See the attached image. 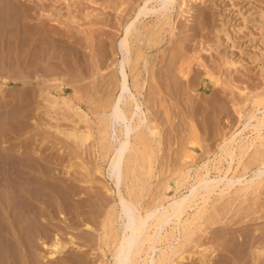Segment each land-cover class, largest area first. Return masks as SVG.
I'll list each match as a JSON object with an SVG mask.
<instances>
[{"label":"rangeland","instance_id":"1","mask_svg":"<svg viewBox=\"0 0 264 264\" xmlns=\"http://www.w3.org/2000/svg\"><path fill=\"white\" fill-rule=\"evenodd\" d=\"M5 1L2 0L0 2V15L2 13L4 14L6 11V7L2 4ZM12 1L14 3L13 5H22V7L27 10L29 7V10L23 18H21L17 10L16 14L17 16L19 15V19H17L14 14L15 10H13L12 13L14 14V16L12 15L14 17V19L12 17V20L16 21L15 25L19 26L18 21L21 19L20 26L22 25L24 28L27 26V30L29 27V32L18 34L15 31L17 27H15V25L13 26L14 21H11V27H14L15 29L9 28L11 32L5 31L7 30L6 27L9 26L7 25L9 23L4 21L0 24V36L3 35L0 37V68H2L0 71V166L3 165L6 172L11 169L10 171L12 173L10 171L9 173L13 176L26 172L23 173V177H26L28 181L30 178L32 182L34 181L33 183L31 182L32 184H29L30 181L29 183L27 182L29 184L28 189L33 190V188L37 187L34 190H38L35 191L37 192L35 196H31L32 199H21V201H19L20 203H18L19 205L16 207L17 210L15 208L18 212H15V210L13 211V214L15 213L13 217L16 216L17 218L18 216L21 219L25 217L22 222L23 224L20 225L18 219H16L15 222L16 224L17 221L19 222L16 227H18V230L20 229L23 246L25 244L23 248L20 246L22 249L18 248L19 252L22 251L20 255L25 264H51L52 262V264H57L59 263V259L61 262L62 259L65 260V263L66 261L71 262L69 264H72L73 261L74 263L77 262L76 264H101L102 261L104 262L105 260L108 264H115L111 255L113 251L111 247L113 246L114 248L112 241L109 240V246L111 245L110 247L105 246L107 247V250L105 247H100L98 244L99 241H97L98 236L101 233L102 222L106 218L105 215L108 212V207L110 209L111 206L113 207L116 205L115 209L119 210V207H117V204L119 203V192L117 186L115 185V180H110L107 177V169L109 168L108 161L111 155V150L109 149L107 140H103V142L101 141V130L103 129V126L100 123V119L102 117V112L105 111V104L113 99H117L121 94L118 86L119 82H117V80H121L117 64L123 58L119 48V43L124 36L122 26L133 14L136 4H138L136 3L134 5V2H137V0H15V2L14 0H9L8 2L12 3ZM140 1L141 0H138V2ZM182 1L183 0H175L176 4L174 5L171 16L172 19L170 18L172 23H169L172 28L167 25L165 28L161 29L162 31L158 30V32L157 29L161 28V26L159 27V24L153 25L155 22L157 23L156 18H144L140 25H138V28L143 31V37H140L141 41L137 42V40L133 39L131 40L132 45L130 44L132 46V62L135 59L134 55H136L140 49L144 50L142 51L143 56L141 57L139 66V70L141 72V83L138 88H136V86L132 83V76L130 75L128 85L133 94L137 95L139 102L143 104V111L147 112V110H149L147 114L148 120L150 121L152 127H155L156 125L155 136L160 138V148L154 152L155 158L153 157V159L155 160V164L151 175L145 174L142 170L144 169L143 166L141 165V167L138 165V167L141 168L138 169L143 172H139L137 169V176L135 177L139 178V176H142L139 178L140 181L137 180L138 182L135 183L133 181H136V178L129 179L126 177L124 179L122 175L116 181L119 185L118 187L120 188V191L124 196H126V198H131L133 203L137 199V202H135L136 204H134L137 205L138 203L139 212L141 213L149 208L148 206L152 202L153 198H157L155 197L156 195L158 196L163 192V188H165L167 183L171 186V188L166 192V196H168V194L169 196H174L176 194V181L178 180L177 178H179V171L183 172V169L186 168L184 166L191 165L189 169L191 168L195 170L207 161L212 162L213 159H220V153L216 151L217 144H219L224 137L230 136L232 131L236 128L239 120L237 112L241 111L240 109H242V111L245 110L244 112L252 110L251 108H253V105L256 106V103H259H255L254 100L257 98V100H259V98L264 95V0H188V5L185 8L181 5ZM36 2L38 4L40 2V4L38 5ZM24 4L25 7L23 6ZM179 5H181V8H178ZM131 6L133 10L130 8ZM123 8L126 9V11H129V9L132 11H129L128 13V11L125 12L124 10V12L121 13ZM124 13L127 17L130 14L129 17L126 18ZM3 14L1 16H3ZM118 17L121 21L123 20L125 22L120 23ZM44 25L47 32L43 35L40 34L41 36H35V34L38 33V29L40 27H44ZM115 27H117V29ZM32 30L35 31L33 32ZM170 30L171 32H168ZM6 32L10 33V37L8 34L6 35ZM32 33L34 34L32 35ZM11 34H13L14 37ZM11 36L13 39H11ZM148 39L152 41L148 43L146 41ZM29 44L30 48L27 46ZM135 45L136 47H134ZM133 50H136L137 52H134ZM38 51L40 54L37 53ZM7 52H9V54H7ZM149 61L150 64L148 63ZM145 65H147V67H145ZM8 70H10V72H8ZM127 70L130 74V69L127 68ZM22 74L24 78H19ZM202 80L205 81L207 87L202 88ZM163 82L164 84L162 85ZM31 91L34 95L31 94ZM47 92H49L53 98L55 97V99L60 100V104L57 107V109L59 108V113L56 112L58 110L55 109H52L54 111H49L51 109L46 107V103L42 96ZM35 93L37 96H35ZM66 97L72 101L75 107H78L82 112L89 116L92 123L90 125L92 128V135H94H91L93 138L90 139L89 137V140L87 139V141L84 140L83 143H80L79 140L75 141L72 140L74 138L67 136L69 133L75 131L76 128L77 131H84V129L87 130L91 128L90 125L88 126L86 123L84 124L83 122H79L80 116L78 114H72V112L68 111V109H65L66 107L64 103L62 104L61 99H66ZM19 99H21V101ZM106 100L107 102H104ZM5 106L8 107L5 108ZM7 109H9V111ZM54 113L56 116L54 115L53 117H49ZM65 113L68 114V116L65 115ZM18 114L20 115L18 116ZM62 115L67 116V118L70 115L75 116L73 119H71L72 116L65 119ZM10 118H12L11 121ZM76 122H78V124ZM33 128L34 131H39L40 133L34 132L32 130ZM56 129L57 131L59 130V132H57ZM47 131L49 133H47ZM57 133L62 136H59ZM52 134H54V138ZM98 134H100V138L97 137L99 136ZM247 135H251L253 137L252 133L248 132ZM96 137L99 139H96ZM60 139L64 141L62 142ZM95 140L97 142H95ZM98 140L99 143L101 141L100 145H98ZM133 140L134 139H132V142H134ZM76 142L79 144L76 145ZM13 151L14 154L12 153ZM82 151L84 152L82 153ZM105 152L107 153L105 154ZM141 152H143L142 158H145L144 156H146V154H144V149L143 151L141 150ZM6 153H8L10 157H8V154ZM84 158L85 161H83ZM225 161V159L221 161L223 166L225 165L224 167L227 166V161L226 163ZM84 162L86 163L85 165L89 169V172L85 168L86 166L84 165ZM213 163V165L217 164L215 162ZM81 164L83 165L82 167ZM47 165L50 167H47ZM95 165L99 166V169H101L100 172L95 171ZM68 166H71V168ZM35 167L40 173L36 171ZM38 167L43 168L40 170ZM90 167L92 170H90ZM42 172H45L43 173L45 176L41 179ZM91 172L94 173L92 177H90ZM95 172L99 173H96L95 175ZM3 173H5V171L1 174ZM194 174L195 173L193 171L192 176ZM47 175H49V177ZM32 176L39 178L42 181L39 179L37 180ZM75 176L76 179L73 180ZM88 176L94 179L93 182H82L84 179H90ZM52 178L56 181H67V183L72 181L73 183L71 182V184H75L74 187L76 192L74 191L73 194L68 195L66 198H64V196L62 197L60 192H56L53 196L54 198L51 197L49 200L43 196L42 199V194L39 192L42 189L40 188V182H45L47 179V183L51 181L50 179ZM37 183L40 186H37ZM262 183V186L260 185L261 187H259L257 193H255L258 196L253 194V199L251 198L247 202L245 201L246 204L244 202H242L240 206H238V204H240L239 202L234 204V207L236 208L233 207L232 210L236 209L237 212L239 207L242 212L236 213L235 210H231L232 212L229 211L231 212L230 214L225 210L224 213H228L230 215H226L227 217L224 218L219 216L220 219L222 218V222L219 217L217 218L218 221H215V217H217L215 216L212 223L211 221L209 222V227H207V223L205 224L206 227L203 224L205 229L202 228L204 230L198 231L199 233L197 234L199 236L195 234L198 239L193 236V243L189 242L191 244L188 243L189 246L186 245L187 249H183L182 256L184 259L181 264H204L201 262L202 260H200L198 252L205 247H208L209 249L205 254V259L203 258V260L206 261L207 259L208 261H206L207 263L205 264H256L257 260V264H264V257H261L262 259H255L257 258L256 253L258 249H260L257 247L258 245L251 247V241H253V239H258L260 235H264V180ZM128 184L131 188H135L137 186V190L135 188V191H131L132 193L137 191V193L130 195L129 191H127L131 189H128ZM32 185L33 187H31ZM141 187L144 189L142 190ZM124 189H126L129 194L126 193ZM138 193L142 196H138ZM58 195L65 199V206H63L62 203L61 206H59L61 197ZM55 196H58L59 198H57L59 200ZM132 196H135L134 200ZM254 196H257V204L254 202L256 200L254 199ZM69 201L71 202L69 203ZM22 202L27 203L25 205ZM36 204L38 205V208L36 207ZM242 204L245 205V208ZM247 204L250 206L248 205L247 207ZM251 206H253V208H251ZM247 208H249V210ZM193 209L194 210H189L187 212L189 214H185L186 216L184 215V220L188 219L192 215L191 213L195 211V208ZM233 212L238 215L236 216ZM224 213H222V215ZM230 217L233 218V221ZM114 224L116 229L120 228L117 222ZM226 224L228 227L231 226V229L229 228L230 230L225 229V227L228 228ZM228 224H230V226ZM49 226L52 227L49 229ZM217 226L218 228H216ZM221 226L225 227L221 228ZM168 227L169 230L168 228L166 230L170 232L173 225ZM214 229V232L217 233L216 236L213 232ZM217 229L221 230V234L217 231ZM222 229L224 231L227 230L226 232L223 231V235ZM250 231L252 233H250ZM211 232L215 237L211 235ZM0 236L1 245V238L3 236L1 232ZM251 236L253 239L250 238ZM223 237L229 238L230 242L233 241L232 243L235 246L230 242H227L229 239L225 241ZM231 237H233V240ZM207 238L209 239L207 240ZM263 238L264 237H262V239ZM55 241L57 246L55 243L53 244ZM57 241H59V243ZM263 241L264 239L261 240L262 243ZM66 242L68 244H66ZM69 242L72 244H69ZM177 243L178 242L174 243L173 246H176ZM229 243L231 246H229ZM249 243L251 244L250 246ZM62 244L63 249H59L58 245L62 248ZM161 244L158 248L160 249L161 246H165V248H161L166 250V244ZM237 244L238 246L243 244V246H239L243 249L240 250L239 247V249H236L235 247ZM52 245H55L56 247H52ZM64 245L66 246L64 247ZM173 248L172 250H174ZM53 250H58L60 253L58 251L52 252ZM158 250L153 254L155 259L158 258ZM239 250L241 252L245 250L244 254H239ZM7 251L8 250L4 251L6 253L4 254V258L0 255V260L2 258L1 261L6 258L8 260L10 257ZM236 251L239 253L237 254ZM30 252H32V254ZM168 252L170 253V251ZM51 253L56 259L50 260V256L52 255ZM235 253L239 257L242 255L240 257L241 259L238 258ZM234 255H236V259ZM177 260V256L174 258L172 257L174 264H178L176 262ZM106 261L104 262L105 264ZM172 261L171 264H173ZM141 264L144 263L141 262Z\"/></svg>","mask_w":264,"mask_h":264},{"label":"bare ground","instance_id":"2","mask_svg":"<svg viewBox=\"0 0 264 264\" xmlns=\"http://www.w3.org/2000/svg\"><path fill=\"white\" fill-rule=\"evenodd\" d=\"M2 1V0H1ZM0 1V2H1ZM5 1V0H3ZM9 0H6L3 4V6L6 7V11L4 12L3 16L0 15V24H2V22H7L9 24V26L6 27L7 30L5 31H10L11 32V21H14L13 26L16 24L15 20H12V17L14 16V14L16 15L17 19H19L20 17H18L19 15L21 16V18L25 17L26 12L28 10L26 8H23L22 5H13V1L8 2ZM23 1V0H22ZM38 1V0H37ZM136 1V0H135ZM188 0H183L181 2V5L185 8L188 5ZM15 2V0H14ZM30 2V1H29ZM127 2V1H126ZM125 2V3H126ZM132 2V1H131ZM11 3V4H10ZM26 3V2H25ZM28 3V2H27ZM33 3V2H32ZM37 3V2H36ZM138 3V4H136ZM1 4V5H2ZM5 4V5H4ZM38 4V3H37ZM40 4V2H39ZM38 4V5H39ZM43 4V3H42ZM124 4V3H123ZM127 4V3H126ZM125 4V5H126ZM131 4V3H130ZM136 4L135 10L133 11V14L131 15V17L129 18L128 21H121L118 17V19L120 20V23L125 22V24L122 26V31L124 36L122 37V39L120 40L119 43V48L122 54V60L117 64L118 65V72L119 75L121 77V80L118 81L117 78V82H119L118 86H119V90L121 91L120 96L117 99H113L112 101L108 102L105 104V111L102 112V117L100 119V123L103 126V129L101 130V141L103 142V140H107L108 141V145H109V149L111 150V155L109 158V168L107 169L108 172V178L110 180H115V185L117 186L118 189V194H119V203L117 204V207H119V210H116L115 207L116 205H114L113 207L111 206L110 209L108 207L107 209V213H106V218L104 219V221L102 222V226H101V233L98 236V240L99 241V246L100 247H105V246H109V240L112 241V243L114 244V248L113 246L111 247L112 251V259L114 261L115 264H141V262H143L144 264H171L172 261V257H176L178 258V260L176 261L178 264L183 261V249H187L186 245H188L189 242L193 243V236H195L197 238V233H199V230H204L206 227V223H207V227L209 222L213 221V218L215 216L216 219L220 216H222V218L227 217L228 215L231 214L232 211L236 209L232 210V208L234 207V204H236L237 202H239L240 204H238V206L241 205L242 202L245 203V201L247 202L249 199H251L253 197V194L257 193V190L259 189V187H261V183L264 180V95L262 97L259 98V100H254V102H259L258 104L256 103V106L253 105V108H251L252 110H248L246 112H244L245 110L242 111V109H240L241 111H238V116H239V120H238V124L236 126V128L232 131V133L230 134V136H226L224 137V139L219 142V144H217V148L216 151L218 153H220L221 158L220 159H213L212 162L211 161H207L206 163H204L202 166L200 165L198 167V169L196 168L194 169H189V166H184L186 168L183 169L182 171H179V178H177L178 180L176 181V194L174 196H166V192L170 190L171 186L168 185V183L165 185V188H163V192L160 193L158 196L156 195L155 197H157L156 199L153 198L152 202L150 203V205L148 206L149 208L145 211H143V213L139 212V207H138V203L137 205H135L137 202L135 200V204L133 203V201L131 200V198H126V196L123 195V193L120 191V188L118 187V183L116 182L118 180V178L122 175V177H124V179L126 177H128L129 179H135L137 176V169L140 168L139 166H143L144 169H142L144 171L145 174L147 175H151L152 171L154 169V164H155V160L153 159V157L155 158V151L158 150V148H160V138H157L155 136V129H156V125L155 127L151 126L150 121L148 120L147 112L143 111V104L139 102V100L137 99V95L133 94V92L131 91V89L129 88L128 85V81H129V76H132V83L133 85L136 86V88H138V86L141 83V72L139 70V66H140V60L141 57L143 56L142 51L144 50H139L138 53H136L135 59L132 62V44H131V40L135 39L137 40V42H140L141 39L140 37H143V31L141 29L138 28V25H140L141 21L144 18H150V17H154L157 20V23L153 24V25H158L159 27L161 26V28L157 29L161 30L163 28H165V26L169 25L170 18L172 16L173 13V9H174V5L175 0H141L140 2H134V5ZM12 5V6H11ZM31 5V4H30ZM45 5V4H43ZM133 5V4H132ZM181 5H179L178 8H181ZM14 6V7H13ZM25 7V4L23 5ZM42 6V5H41ZM45 7V6H44ZM129 7V6H128ZM2 8V7H1ZM132 10V6L130 7ZM31 9V8H30ZM34 9V7H33ZM36 9V8H35ZM46 9V8H45ZM121 9V8H120ZM119 9V10H120ZM13 10H15L14 14ZM16 10L19 13V15L17 16L16 14ZM126 9H122L121 13H123ZM129 9V11H132ZM119 11V12H120ZM128 11V13H129ZM203 12V11H202ZM201 13V12H200ZM30 14V13H27ZM53 14V13H52ZM125 14V13H124ZM123 14V15H124ZM13 15V16H12ZM43 15V14H42ZM51 15V14H50ZM120 15V14H119ZM126 15V14H125ZM130 15V14H129ZM128 15V17H129ZM201 15V14H200ZM31 16V15H30ZM15 17V18H16ZM126 15V18H128ZM205 17V15H204ZM31 18V17H30ZM14 19V17H13ZM16 19V20H17ZM115 19V18H114ZM117 19V17H116ZM152 19V18H151ZM172 19V18H171ZM193 21V20H192ZM205 21V20H204ZM19 26H20V22L21 19L18 21ZM24 22V21H23ZM43 22V21H42ZM119 22V21H118ZM152 22V21H151ZM143 23V22H142ZM172 23V22H171ZM174 23V22H173ZM194 23V22H193ZM23 24V23H22ZM31 24V23H30ZM38 24V23H37ZM41 24V23H40ZM195 24V23H194ZM5 25V23H4ZM46 25V24H45ZM45 25L44 27H40L38 29V33L35 34L36 35H43L45 32H47V30L45 29ZM193 25V24H192ZM2 26V25H1ZM16 26L17 29H15V31L18 34H24V32H29V27L27 30V26L24 28V26ZM37 26V25H36ZM113 26V25H112ZM171 26V25H169ZM194 26V25H193ZM4 27V26H3ZM47 27V26H46ZM144 27V26H143ZM196 27V26H195ZM10 28V29H9ZM117 29V27H115ZM145 28V27H144ZM153 28V27H151ZM169 28V27H168ZM172 28V26L170 27ZM197 28V27H196ZM2 29V28H1ZM35 29V28H34ZM49 29V28H48ZM143 29V28H142ZM150 29V28H149ZM31 30V29H30ZM50 30V29H49ZM100 30V29H99ZM4 31V30H2ZM33 31V30H32ZM35 31V30H34ZM33 31V32H34ZM51 31V30H50ZM162 31V30H161ZM160 31V32H161ZM167 31V30H165ZM15 32V33H16ZM58 32V31H57ZM92 32V31H91ZM99 32V31H98ZM96 32V33H98ZM101 32V31H100ZM118 32V31H117ZM156 32V31H155ZM159 32V31H158ZM168 32H171L168 31ZM49 33V32H48ZM53 33V32H52ZM104 33V32H103ZM157 33V32H156ZM155 33V35H156ZM163 33V32H162ZM1 34V32H0ZM8 34V36L10 37V33L6 32V35ZM14 34V33H13ZM11 34L13 37L14 35ZM34 33H32L33 35ZM50 34V33H49ZM56 34V33H55ZM95 34V33H94ZM151 34V33H150ZM153 34V33H152ZM160 34V33H158ZM40 35V36H41ZM61 35V34H60ZM67 35V34H66ZM115 35V34H114ZM154 35V36H155ZM3 36V35H1ZM0 36V37H1ZM11 36V39H13ZM177 36V35H176ZM17 37V36H15ZM26 37V36H25ZM24 37V38H25ZM33 37V36H32ZM45 37V36H43ZM49 37V36H48ZM58 37V36H57ZM158 37V35H157ZM156 37V38H157ZM23 38V39H24ZM39 38V37H38ZM47 38V37H45ZM96 38V37H95ZM107 38V37H106ZM163 38V37H162ZM28 39V37H27ZM51 39V38H49ZM101 39V38H100ZM111 39V38H110ZM152 39V38H150ZM21 40V39H20ZM38 40V39H37ZM47 40V39H46ZM119 40V39H118ZM153 40V39H152ZM151 40V41H152ZM155 40V39H154ZM161 40V39H159ZM1 41V40H0ZM7 41V40H6ZM33 41V40H32ZM43 41V40H42ZM45 41V40H44ZM50 41V40H49ZM54 41V40H53ZM97 41V40H96ZM100 41V40H98ZM109 41V40H107ZM148 43L151 42L149 39L146 40ZM144 41V42H146ZM162 41V40H161ZM10 42V41H9ZM15 42V41H13ZM28 42V41H27ZM36 42V41H35ZM169 42V41H168ZM32 43V42H31ZM37 43V42H36ZM56 43V42H55ZM143 43V42H142ZM154 43V42H153ZM152 43V44H153ZM8 44V43H7ZM39 44V43H37ZM36 44V45H37ZM41 44V43H40ZM49 44V43H48ZM47 44V46H48ZM53 44V43H52ZM59 44V43H58ZM95 44V43H94ZM109 44V43H108ZM131 44V45H130ZM137 44V43H135ZM141 44V43H140ZM151 44V45H152ZM15 45V44H14ZM24 45V44H23ZM45 45V44H44ZM55 45V44H54ZM60 45V44H59ZM96 45V44H95ZM98 45V44H97ZM154 45V44H153ZM2 46V45H1ZM7 46V45H6ZM9 46V45H8ZM20 46V44H19ZM22 46V45H21ZM28 47L30 46L27 45ZM26 46V47H27ZM34 46V45H33ZM46 46V45H45ZM53 46V45H52ZM109 46V45H108ZM112 46V45H111ZM11 47V45H10ZM37 47V46H36ZM42 47V46H41ZM40 47V48H41ZM44 47V46H43ZM58 47V45H57ZM104 47V46H103ZM136 47V45L134 46ZM144 47V46H143ZM149 47V46H148ZM21 48V47H20ZM19 48V49H20ZM23 48V47H22ZM30 48V47H29ZM28 48V49H29ZM39 48V47H38ZM54 48V47H53ZM52 48V49H53ZM100 48V47H99ZM111 48V47H110ZM145 48V47H144ZM14 49V48H13ZM33 49V48H32ZM35 49V48H34ZM104 49V48H103ZM8 50L10 51V49L8 48ZM7 50V51H8ZM12 50V49H11ZM24 50V49H23ZM94 50V49H93ZM36 51V50H34ZM33 51V52H34ZM46 51V50H45ZM79 51V50H78ZM95 51V50H94ZM134 51V50H133ZM136 51V50H135ZM134 51V52H135ZM32 52V54H33ZM68 52V51H67ZM101 52V51H100ZM133 52V54H134ZM137 52V51H136ZM6 53V52H5ZM22 53V52H21ZM30 53V52H29ZM38 54H40V52H37ZM3 54V51H2ZM7 54H9V52H7ZM25 54V53H24ZM49 54V53H48ZM57 54V53H56ZM77 54V53H76ZM54 55V54H53ZM59 55V54H58ZM26 56V55H25ZM40 56V55H39ZM46 56V55H45ZM1 57V56H0ZM11 57V56H10ZM34 58V57H33ZM64 58V57H63ZM62 58V59H63ZM151 58V57H150ZM31 59V57H30ZM59 59V58H58ZM143 59V58H142ZM19 60V59H18ZM23 60V59H21ZM154 60V59H153ZM7 61V60H6ZM20 61V60H19ZM68 61V60H67ZM45 62V61H44ZM77 62V60H76ZM11 63V62H10ZM16 63V62H15ZM31 63V62H30ZM53 63V62H52ZM63 63V62H62ZM146 63V62H145ZM150 64V61L148 62ZM147 63V64H148ZM1 64V63H0ZM54 64V63H53ZM155 64V63H154ZM162 64V63H161ZM57 65V64H56ZM163 65V64H162ZM39 66V65H38ZM142 66V65H141ZM145 67H147V65H145ZM152 67V66H151ZM127 68L130 69V74L127 72ZM144 68V67H143ZM156 68V66H155ZM158 68V66H157ZM2 68H0L1 71ZM16 69V67H15ZM40 69V68H39ZM58 69V67H57ZM56 69V70H57ZM60 70V69H59ZM150 70V69H149ZM26 71V70H23ZM28 71V70H27ZM32 71V70H31ZM36 71V70H35ZM42 71V70H41ZM55 71V70H54ZM8 72H10V70H8ZM7 72V73H8ZM151 72V71H150ZM157 72V71H156ZM3 73V72H2ZM26 73V72H25ZM29 73V72H28ZM31 73V72H30ZM34 73V72H33ZM115 73V72H114ZM4 74V73H3ZM71 74V73H70ZM151 74V73H149ZM153 74V73H152ZM17 75V74H15ZM21 75V74H20ZM159 75V74H157ZM7 76V75H6ZM30 76V75H29ZM41 76V74H40ZM57 76V75H56ZM153 76V75H152ZM13 77V76H12ZM24 78L23 74L22 76H20L19 78ZM33 77V76H32ZM52 78V77H51ZM152 78V77H151ZM160 78V77H159ZM158 78V80H159ZM8 79V78H7ZM35 79V78H33ZM40 79V78H39ZM120 79V78H119ZM162 79V78H161ZM18 80V79H17ZM44 80V79H42ZM48 80V79H47ZM21 81V80H20ZM24 82V81H23ZM41 82V81H40ZM162 82V81H161ZM44 83V81H43ZM45 84V83H44ZM47 84V83H46ZM117 84V83H116ZM164 84V82L162 83V85ZM49 85V83H48ZM158 85V84H157ZM161 85V84H160ZM161 85V86H162ZM117 86V85H116ZM207 87V84L205 83V81L202 80V88ZM1 88V87H0ZM133 88V87H132ZM135 88V90H136ZM3 90V89H2ZM6 90V89H5ZM57 90V89H56ZM133 90V89H132ZM163 90V87H162ZM9 91V89H8ZM42 91V90H41ZM44 91V90H43ZM161 91V90H160ZM137 92V91H136ZM29 94V93H28ZM32 94V91H31ZM36 94V93H35ZM40 94V93H39ZM43 94V93H42ZM41 94V95H42ZM137 94V93H136ZM158 94V93H157ZM161 94V93H160ZM8 95V94H7ZM16 95V94H15ZM30 95V94H29ZM34 95V93L32 94ZM40 95V97H41ZM141 95V94H140ZM25 96V95H24ZM37 96V94L35 95ZM139 96V95H138ZM158 96V95H157ZM31 97V96H30ZM43 100L46 103V107L48 109H51L49 111H54L52 109L58 110L57 107L60 104V100L55 99V97L53 98L49 92L44 93L43 94ZM140 97V96H139ZM3 98V97H2ZM32 99V98H31ZM21 101V99H19ZM62 104L64 103L65 105V109H68V111L72 112V114H78L80 116V120L79 122H83L84 124L86 123V125L88 124V126L91 123V120L89 118V116L82 112L78 107H75V105H73L72 101L69 100V98L67 99H61ZM100 100V99H98ZM38 101V100H37ZM36 101V102H37ZM7 102V101H6ZM19 102V101H17ZM23 102V100H22ZM35 102V101H33ZM99 102V101H98ZM96 102V103H98ZM104 102H107L104 101ZM103 102V103H104ZM252 102V101H251ZM9 103V102H8ZM94 103V102H93ZM4 104V103H3ZM25 104V103H24ZM33 104V103H32ZM99 104V103H98ZM253 104V103H251ZM9 105V104H8ZM11 105V104H10ZM36 105V104H35ZM260 105V106H259ZM12 106V105H11ZM30 106V105H29ZM63 106V105H62ZM61 106V107H62ZM91 106V105H90ZM8 107V106H7ZM5 106V108H7ZM17 107V106H16ZM34 107V106H33ZM3 109V108H2ZM34 109V108H33ZM6 110V109H5ZM9 111V109H7ZM18 110V109H17ZM46 110V109H45ZM90 110V109H89ZM21 111V110H19ZM33 111V110H32ZM64 111V110H63ZM67 111V110H66ZM25 112V111H23ZM56 112H60L59 110ZM62 112V110H61ZM3 113V112H2ZM15 113V112H14ZM19 113V112H18ZM7 114V113H6ZM71 114V113H70ZM5 115V114H4ZM13 115V114H12ZM15 115V114H14ZM20 114H18L19 116ZM23 115V114H21ZM52 115V114H51ZM56 116V114L54 113L52 116L49 117H53ZM61 115V114H59ZM65 115L68 116V114L65 113ZM7 116V115H6ZM64 115H62L63 117ZM67 116H64L65 119L70 118L72 115H70L68 118ZM75 116V115H74ZM71 117V119H73V117ZM78 116V117H79ZM3 117V116H2ZM34 117V116H33ZM63 117V118H64ZM21 118V117H20ZM12 118H10L11 121ZM19 119V118H18ZM4 120V119H3ZM55 120V119H54ZM59 120V119H58ZM2 121V120H1ZM16 121V120H13ZM78 121V120H77ZM72 122V121H71ZM5 123V122H4ZM8 123V122H7ZM12 123V122H11ZM14 123V122H13ZM78 124V122H76ZM3 124V123H1ZM98 124V123H97ZM7 125V124H6ZM10 125V124H9ZM40 125V124H39ZM47 126V124H46ZM58 126V125H57ZM75 126V124H74ZM9 127V126H8ZM52 127V126H51ZM37 128V126H36ZM89 128V127H87ZM91 128V125H90ZM18 129V128H17ZM58 129V128H57ZM56 129V131H57ZM60 129V128H59ZM75 129V128H74ZM25 130V129H24ZM34 131V128L32 129ZM42 130V129H40ZM51 130V129H50ZM54 130V129H53ZM70 130V129H69ZM73 130V128H72ZM79 130V129H78ZM83 130V129H82ZM90 130V131H89ZM5 131V130H4ZM45 131V130H44ZM43 131V132H44ZM61 131V129H60ZM80 131V130H79ZM77 131V128L75 129V131L69 133L67 136H70L71 138H74L72 140H79L80 143L84 142V140L87 141V139L89 140L93 138L92 136V128L91 129H87L84 131ZM98 131V130H97ZM32 132V131H31ZM36 132V131H34ZM39 132V131H37ZM36 132V133H37ZM54 132V131H53ZM51 132V133H53ZM59 132V130L57 131ZM65 132V131H62ZM100 132V131H98ZM97 132V133H98ZM252 133L253 137L250 135L248 136L247 134ZM7 133V132H6ZM9 133V132H8ZM14 133V132H12ZM11 133V134H12ZM33 133V132H32ZM40 133V132H39ZM46 133V132H45ZM47 133H49L47 131ZM56 133V132H55ZM17 134V133H16ZM35 134V133H33ZM58 134V133H57ZM63 134V133H62ZM4 135V133H3ZM45 135V134H44ZM53 138H54V134ZM59 135V134H58ZM61 135V134H60ZM59 135V136H60ZM92 135V136H91ZM100 138V134H98ZM6 137V135H4ZM3 136V137H4ZM31 136V135H30ZM62 136V135H61ZM2 137V136H1ZM9 137V136H8ZM7 137V138H8ZM34 137V136H33ZM96 139H99L97 138ZM133 137V138H132ZM15 138V137H14ZM17 138V137H16ZM20 138V137H19ZM52 138V137H51ZM70 138V139H71ZM6 139V138H5ZM11 139V138H10ZM30 139V137H29ZM66 139V137H65ZM69 139V137H68ZM132 139H134L132 142ZM61 140V139H60ZM11 141V140H10ZM13 141V140H12ZM24 141V140H23ZM62 141V140H61ZM64 141V140H63ZM62 141V142H63ZM100 141V143H101ZM73 142V141H72ZM94 142V141H93ZM95 142H97L95 140ZM9 143V142H8ZM7 143V144H8ZM25 143V142H24ZM78 145L79 143L76 142ZM99 143V140H98ZM97 143V144H98ZM100 143L98 145H100ZM75 144V142H74ZM15 145V144H14ZM84 145V144H83ZM82 145V147H83ZM107 145V146H108ZM8 146V145H7ZM17 146V145H16ZM59 146V145H58ZM75 146V145H74ZM73 146V147H74ZM81 146V145H80ZM64 147V146H62ZM67 147V146H66ZM69 147V146H68ZM99 147V146H98ZM1 148V147H0ZM10 148V145H9ZM7 148V149H9ZM65 148V147H64ZM107 148V147H106ZM142 148V149H141ZM14 149V148H13ZM62 149V148H61ZM80 149V148H79ZM84 149V148H83ZM108 149V150H109ZM144 149V154H146V156H144L145 158H142L143 156V152H141V150L143 151ZM3 150V149H2ZM6 150V148H5ZM4 150V151H5ZM10 150V149H9ZM77 150V149H75ZM74 150V151H75ZM99 150V149H98ZM16 151V150H15ZM61 151V150H60ZM9 152V151H8ZM26 152V151H25ZM78 152V151H77ZM76 152V153H77ZM84 151H82L83 153ZM109 152V151H107ZM105 152V154L107 153ZM5 153V152H4ZM14 154V151L12 152ZM11 153V154H12ZM19 153V152H18ZM28 153V152H27ZM81 153V154H82ZM153 153V154H152ZM8 154V153H6ZM23 154V152H22ZM71 154V153H70ZM86 154V153H85ZM5 155V154H3ZM25 155V154H24ZM74 155V154H72ZM154 155V156H153ZM6 156V155H5ZM19 156V155H18ZM29 156V155H28ZM64 156V155H63ZM105 156V155H104ZM108 156V154H107ZM106 156V158H107ZM8 157H10V155L8 154ZM20 157V156H19ZM18 157V158H19ZM22 157V156H21ZM65 157V156H64ZM15 158V157H14ZM75 158V157H74ZM81 158V157H80ZM104 158V157H103ZM102 158V159H103ZM225 159L227 161H225V163L227 164L226 167L223 166L222 164V160ZM42 160V159H41ZM62 160V158H61ZM82 160V159H81ZM108 160V159H107ZM20 161V159H19ZM38 161V160H37ZM85 161V158L84 160ZM34 162V161H33ZM40 162V161H39ZM217 163L215 165H213L214 163ZM4 163V162H1ZM19 164V163H17ZM24 164V162H23ZM37 164V163H36ZM41 164V162H40ZM83 164V163H82ZM81 164V167L83 166ZM86 163L84 162V165ZM131 164V165H130ZM27 165V164H26ZM29 165V163H28ZM35 165V164H34ZM70 165V164H69ZM90 165V164H89ZM130 165V166H128ZM14 166V165H13ZM30 166V165H29ZM32 166V165H31ZM46 166V165H45ZM49 165H47L48 167ZM52 166V164H51ZM86 166V165H85ZM94 166V165H93ZM95 171H99L101 169H99L98 165H95ZM141 166V167H142ZM182 166V165H181ZM24 167V166H23ZM50 167V166H49ZM69 167V166H68ZM92 167V166H91ZM90 167V170H92ZM129 167V168H128ZM179 167V166H178ZM12 168V167H11ZM21 168V166H20ZM40 170H42L43 167H38ZM71 168V166L69 167ZM77 168V167H76ZM87 169V171L89 170L87 168V166L85 167ZM94 168V167H92ZM135 168V169H134ZM7 169V168H6ZM10 169V168H8ZM36 169V167H35ZM38 169V170H39ZM45 169V168H44ZM81 169V168H80ZM84 169V168H83ZM85 169V170H86ZM126 171H125V170ZM141 169V168H140ZM11 170V169H10ZM9 170V171H10ZM39 170V171H40ZM48 170V169H46ZM94 170V169H93ZM139 170V169H138ZM3 171H5V173L1 174ZM9 171L6 172V170H4L3 165L0 166V232L3 234L2 238H1V245H0V255L1 257H5L4 254H6L4 251L8 250V254L10 255L9 259H3L1 258V262L0 264H25L22 260V257L20 255L19 249L21 248L20 246H22V248L25 246H23L22 244V237L20 234V229L18 230V226L17 224L20 222V225L23 224V219H25V217L23 219L19 218L17 216L13 215V211L15 210V208L17 207V205H19L18 203H20L19 201L22 200H28V199H32L33 196H35V194L38 191L37 189L34 190L35 188H33V190L28 189L29 184H32L33 182L31 181L30 178V183L28 181V179H26V177H23V173L17 174V175H12L9 173ZM25 171V170H24ZM37 171V169H36ZM34 171V172H36ZM45 171V170H44ZM86 171V173H87ZM141 170H139L140 172ZM141 171V172H143ZM194 171V175L192 176V173ZM213 171V172H212ZM11 172V171H10ZM17 172V171H16ZM38 172V171H37ZM36 172V173H37ZM51 172V171H49ZM89 172V171H88ZM99 172H95L99 173ZM102 172V171H101ZM178 172V171H177ZM7 173V174H6ZM12 173V172H11ZM33 173V174H36ZM40 173V172H38ZM42 172L41 173V179L45 176ZM67 173V172H66ZM16 174V173H15ZM28 174V172H27ZM47 174V173H46ZM49 174V173H48ZM69 174V172H68ZM71 174V173H70ZM215 174V175H213ZM67 175V174H65ZM73 175V174H71ZM88 175V173H87ZM92 175H94V173H90V177H92ZM99 175V174H98ZM142 175V174H140ZM36 176V175H34ZM49 177V175H47ZM145 176V175H144ZM172 176V175H171ZM28 177V175H27ZM33 177V176H32ZM40 177V176H39ZM88 176V178H90ZM97 177V176H95ZM142 177V176H141ZM139 176V178H141ZM147 177V176H146ZM193 177V178H192ZM35 179H39L36 177H33ZM68 178V176H67ZM72 178V177H71ZM86 178V177H85ZM127 178V179H128ZM138 178V177H137ZM136 178V181L133 182H138L137 180L140 181V179ZM39 179V180H41ZM45 179V178H44ZM76 179V176L73 178V180ZM83 179V178H82ZM34 180V179H33ZM36 180V181H37ZM51 181L47 182V179L45 182H40V185L37 183L36 185L40 186L41 194H42V199L43 196L47 199H51V197H53L56 192H60V194L62 195V197L64 196V198H66L68 195H71L74 193L75 191V187L73 184H71V182L67 183V181H62V180H58L56 181L54 178L50 179ZM72 180V179H70ZM93 178L90 179H84L82 182L85 183H92L93 182ZM42 181V180H41ZM130 181V180H129ZM29 184H28V183ZM32 182V183H31ZM39 182V181H37ZM81 182V181H79ZM101 182V181H100ZM142 182V181H141ZM168 182V181H167ZM56 183V184H54ZM73 183V182H72ZM130 184V183H129ZM129 184L127 187H129ZM263 184V183H262ZM35 185V184H34ZM35 185V186H36ZM86 185V184H85ZM127 185V184H126ZM132 185V183H131ZM142 185V184H141ZM145 185V184H143ZM164 185V184H163ZM261 185V186H260ZM82 186V185H81ZM33 187V185L31 186ZM90 187V185H89ZM105 187V185H104ZM107 187V186H106ZM125 187V188H127ZM137 187V186H136ZM135 187V188H136ZM39 188V187H38ZM87 188V187H86ZM131 187H129L128 189H130ZM134 187L131 188L129 191L130 195L137 193V191L135 193H132L133 191H135ZM140 188V187H139ZM138 188V189H139ZM142 188V187H141ZM111 189V188H110ZM144 188H142L143 190ZM109 190V189H108ZM112 190V189H111ZM126 191V189H124ZM137 190V188H136ZM175 190V189H174ZM107 191V190H106ZM124 191V193H125ZM126 191V193H128ZM132 191V192H131ZM141 191V190H140ZM139 191V192H140ZM162 191V190H161ZM76 192V191H75ZM79 192V191H78ZM111 192V191H110ZM109 192V193H110ZM128 193V194H129ZM141 193V192H140ZM157 193V192H156ZM58 194V193H57ZM139 194V193H138ZM52 195V196H51ZM137 195V194H136ZM141 194H139L138 196H140ZM257 195V194H255ZM32 196V197H31ZM39 196V195H38ZM59 197H61L60 195H58ZM57 196V197H58ZM142 196V195H141ZM258 196V195H257ZM257 196H254V199L257 198ZM40 197V198H41ZM56 197V196H55ZM56 197V198H57ZM58 197V198H59ZM61 197V200L59 201L58 205L61 206V203L63 206H65L66 202L64 201L65 199ZM75 197V196H74ZM128 197V196H127ZM131 197V196H129ZM135 197V196H134ZM133 196V200L135 199ZM36 198V197H35ZM54 198V197H53ZM55 198V201H56ZM57 198V199H58ZM70 198V197H69ZM72 198V197H71ZM142 198V197H141ZM144 198V197H143ZM63 199V200H62ZM68 199V198H67ZM253 199V198H252ZM59 200V199H58ZM57 200V201H58ZM72 200V199H71ZM140 200V199H139ZM254 201V200H253ZM256 201H258L257 199L254 201L256 203ZM29 202V201H28ZM42 202V201H41ZM65 202V203H64ZM71 201H69L70 203ZM253 202V203H254ZM24 203V202H22ZM21 203V204H22ZM27 203V202H26ZM26 203H24L26 205ZM48 203V202H46ZM243 203V204H244ZM250 203V202H249ZM254 203V204H255ZM34 204V203H33ZM40 204V203H37ZM36 204V207L38 208V205ZM242 204V205H243ZM246 204V203H245ZM252 204V202H251ZM257 204V203H256ZM24 205V206H25ZM48 205V204H47ZM50 205V204H49ZM53 205V204H52ZM201 205V206H200ZM249 204H247L246 206L248 207ZM30 206V205H29ZM44 206V205H42ZM57 206V205H56ZM141 206V205H140ZM146 206V208H147ZM236 206V205H235ZM245 208V205H243ZM250 206V205H249ZM254 206V205H253ZM253 206H251V208H253ZM21 207V206H20ZM26 207V206H25ZM31 207V206H30ZM46 207V206H45ZM50 207V206H49ZM142 207V206H141ZM47 208V207H46ZM56 208V207H55ZM60 208V207H59ZM66 208V207H65ZM76 208V207H75ZM193 208H195V211L193 213H191L192 215L189 217L188 215V219H183L184 215L189 214L187 213L189 210H194ZM236 208V207H234ZM243 209V207H241ZM25 209V208H24ZM32 209V207H31ZM63 209V208H62ZM145 209V208H144ZM249 210V208H247ZM246 209V210H247ZM17 210V208H16ZM15 212H18L16 211ZM20 210V209H19ZM22 210V208H21ZM27 210V209H26ZM42 210V209H41ZM47 210V209H46ZM227 211L228 213H224V211ZM232 210V211H231ZM239 210V212H238ZM236 213H240L242 212V210L240 211L239 207ZM245 210V209H243ZM38 211V210H37ZM231 211V212H229ZM51 212V211H50ZM67 212V211H66ZM103 212V211H102ZM23 213V211H22ZM40 213V212H39ZM42 213V212H41ZM45 213V212H43ZM222 213H224L223 216ZM234 213V212H233ZM232 213V214H233ZM20 214V213H18ZM104 214V212H103ZM102 214V215H103ZM235 214V213H234ZM21 215V214H20ZM19 215V216H20ZM24 215V214H23ZM42 215V214H41ZM185 215V216H186ZM227 215V216H226ZM236 216L238 214H235ZM234 215V216H235ZM27 216V215H26ZM23 217V216H21ZM219 217V219H220ZM185 218V217H184ZM222 218L220 219V221L222 222ZM233 221V218L230 217ZM16 219H18L17 224ZM103 219V218H102ZM101 219V221H102ZM215 221H218V219ZM184 220V221H183ZM25 221V220H24ZM30 221V220H29ZM33 221V220H32ZM219 221V224H220ZM225 221V220H224ZM27 222V221H26ZM115 222L118 223L119 225V229H116L115 226ZM40 223V222H39ZM218 223V222H217ZM227 223V222H226ZM230 223V221H229ZM42 224V223H41ZM40 224V225H41ZM205 227H204V225ZM225 224V223H224ZM173 225V227H171L170 232H168L166 229ZM213 225V224H212ZM230 226V224H228ZM31 226V225H30ZM89 226V225H87ZM86 226V227H87ZM220 226V225H219ZM227 226V224H226ZM233 226V224H232ZM24 227V226H23ZM29 227V226H28ZM37 227V226H36ZM48 227V225H47ZM52 226H49V229ZM73 227V226H72ZM223 226H221L222 228ZM225 227V226H224ZM223 227V228H224ZM228 227V226H227ZM33 228V227H32ZM41 228V227H40ZM46 228V227H45ZM61 228V227H60ZM88 228V227H87ZM91 228V227H90ZM204 228V229H202ZM211 228V227H210ZM215 228V227H213ZM212 228V229H213ZM218 228V226L216 227ZM231 229V226L225 229ZM24 229V228H23ZM220 229V228H219ZM229 229V230H230ZM38 230V229H37ZM43 230V229H42ZM57 230V228H56ZM63 230V229H62ZM61 230V231H62ZM119 230V231H118ZM208 230V229H206ZM226 230V231H227ZM234 230V228H233ZM31 231V230H30ZM48 231V229H47ZM60 231V229H59ZM215 231V229L213 230V232ZM218 232H220L221 230H218ZM222 229V235L224 231ZM205 232V231H204ZM249 232V231H248ZM62 233V232H60ZM215 233V232H214ZM246 233V232H245ZM250 233H252L250 231ZM31 234V233H30ZM29 234V236H30ZM39 234V233H38ZM58 234V233H57ZM56 234V235H57ZM63 234V233H62ZM197 234V235H195ZM208 234V233H207ZM217 233H215L216 236ZM221 234V232H220ZM35 235V234H33ZM211 235L214 236V234ZM255 235V234H254ZM26 236V235H25ZM199 236V235H198ZM214 236V237H215ZM225 236V235H224ZM228 236V235H227ZM246 236V235H245ZM256 236V235H255ZM262 235H260L261 237ZM1 237V236H0ZM28 237V236H27ZM42 237V236H41ZM194 237V238H195ZM230 237V236H229ZM249 237V234H248ZM259 237V235H258ZM258 239H253V237L251 236L250 238L253 239L252 242V246H256L259 247L260 249H258L256 255L257 258H261L264 257V241L263 243L261 242L262 237H264V235L261 238ZM195 238V239H196ZM205 238V236H204ZM225 241H227V239L229 238H225ZM233 237H231L232 239ZM246 238V237H245ZM26 239V238H24ZM29 239V238H28ZM198 239V238H197ZM200 239V237H199ZM209 238H207L208 240ZM219 239V238H218ZM96 240V238H95ZM233 240V239H232ZM231 240V241H232ZM245 240V239H244ZM27 241V240H26ZM60 241V240H59ZM59 241H57L59 243ZM199 241V240H197ZM201 241V240H200ZM246 241V240H245ZM72 242V241H71ZM176 246H173L174 243H176ZM230 242V239L227 241ZM226 242V243H227ZM233 242V241H232ZM232 242H230L231 244H233ZM247 242V241H246ZM25 243V242H24ZM29 243V241H28ZM57 243L56 241L53 242V244ZM64 243V242H63ZM73 243V242H72ZM69 242V244H72ZM93 243V242H92ZM161 243L166 244V250L162 249L163 247L165 248V246H161L160 249L158 248L159 245ZM189 243V244H191ZM197 243V242H195ZM202 243V242H201ZM225 243V242H224ZM229 243V244H230ZM240 243V242H239ZM242 243V242H241ZM262 243V244H261ZM66 244H68L66 242ZM231 244L229 246H231ZM249 243V246L251 245ZM34 245V243H33ZM162 245V244H161ZM193 245V244H192ZM196 245V244H195ZM194 245V246H195ZM228 245V244H227ZM234 245V244H233ZM232 245V246H233ZM241 245V244H240ZM239 245V246H240ZM263 245V246H262ZM28 246V245H27ZM55 245H52V247ZM55 246V247H56ZM59 249H63V244H62V248L60 247V245H58ZM66 245H64L65 247ZM96 246V245H95ZM111 246V245H110ZM109 246V247H110ZM189 246V245H188ZM200 246V245H199ZM235 246V245H234ZM238 244L236 245V249L239 247ZM243 246V244L241 245ZM35 247V246H34ZM54 247V248H55ZM107 247H105V249L107 250ZM175 247V248H173ZM19 248V249H18ZM21 248V249H22ZM53 248V249H54ZM56 248V249H58ZM172 248L174 250H172ZM210 248V247H209ZM240 250L241 247H239ZM238 248V249H239ZM245 248V247H244ZM58 249V250H59ZM69 249V248H68ZM159 249V250H158ZM170 249V250H168ZM231 249V247H230ZM24 250V249H23ZM55 250V251H58ZM159 251V255L158 258L155 259L153 254L156 253V251ZM208 247H205L203 249H201L198 252L199 258L200 260H202V263H207V259L206 261L203 260V258L205 259V254L208 251ZM232 250V249H231ZM239 250V251H240ZM30 251V250H29ZM54 250L52 252H55ZM101 251V250H100ZM109 251V250H108ZM170 251V253L168 252ZM187 251V250H186ZM233 251V250H232ZM238 251V250H237ZM236 251V253H237ZM245 251V250H244ZM244 251H240L239 254H244ZM247 251V250H246ZM4 252V253H3ZM26 252V250H25ZM59 252V251H58ZM56 252V253H58ZM102 252V251H101ZM235 252V251H234ZM233 252V254H234ZM256 252V251H255ZM253 252V253H255ZM24 253V252H23ZM32 254V252H30ZM54 253V254H56ZM60 253V252H59ZM235 253V254H236ZM237 253V254H238ZM26 254V253H25ZM28 254V253H27ZM52 254V253H51ZM49 254V255H51ZM103 254V253H102ZM236 254V255H237ZM234 255V257L236 256ZM253 255V254H252ZM8 256V255H7ZM26 256V255H24ZM28 256V255H27ZM66 256V255H65ZM238 256V255H237ZM242 255H240L241 257ZM245 256V255H244ZM49 257V256H48ZM185 257V256H184ZM238 256V258H240ZM63 258V257H62ZM67 258V257H66ZM19 259V260H18ZM49 259V258H48ZM56 259L55 256L52 254L50 256V260ZM80 259V258H79ZM236 259V257H235ZM241 259V258H240ZM239 259V260H240ZM243 259V258H242ZM253 259V258H252ZM262 259V258H261ZM6 262H5V261ZM77 260V258H76ZM238 260V262H239ZM249 260V259H248ZM254 260V259H253ZM264 260V259H263ZM32 261V259H31ZM59 263L57 264H69L71 262L66 261L62 259V262L60 261V259L58 260ZM57 261V262H58ZM72 261V260H71ZM106 261V260H105ZM104 261V262H105ZM236 261V260H235ZM247 261V260H246ZM258 261V260H257ZM256 261V264H257ZM52 262V261H51ZM101 262V261H100ZM102 261V263H104ZM249 262V261H248ZM254 262V261H253ZM38 263V262H37ZM53 263V262H52ZM51 263V264H52ZM74 263V261H73ZM72 263V264H73ZM77 262H75L74 264H76ZM86 263V262H85ZM101 263V264H102ZM173 263V261H172ZM184 263V262H183ZM250 263V262H249ZM32 264V263H31ZM36 264V263H35ZM83 264V263H82ZM100 264V263H99ZM105 264V263H104ZM106 264H108V262L106 261ZM174 264V263H173ZM255 264V263H254Z\"/></svg>","mask_w":264,"mask_h":264}]
</instances>
